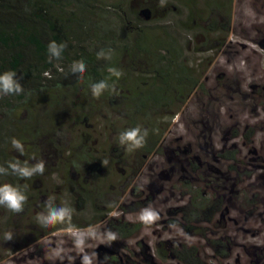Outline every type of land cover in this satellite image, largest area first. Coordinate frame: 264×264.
<instances>
[{"label":"rangeland","instance_id":"obj_1","mask_svg":"<svg viewBox=\"0 0 264 264\" xmlns=\"http://www.w3.org/2000/svg\"><path fill=\"white\" fill-rule=\"evenodd\" d=\"M99 1L104 7L119 2L127 14L142 4L152 6L154 20L147 26L168 27L202 89H194L182 103L154 118L161 137L143 154L141 147L121 143L130 121L124 113L131 97L126 84L123 92L112 87L98 98L91 87L72 91L65 86L57 114L63 151L46 159L43 174L37 175L41 183L35 186L47 196L43 204L49 205L52 198L50 204L69 209L71 220L44 225L38 219L46 215L41 212L44 206L21 218L0 210V223L6 226L0 232V264H83L84 254L91 264H104L101 249L116 250L105 227L113 218L141 224L137 234L121 243L134 248L139 259L153 256L156 242L173 240L197 246L204 264H264V0ZM126 61L120 60L118 70L128 86ZM130 75L131 80L137 78L136 73ZM40 102L39 95L32 96L33 114L43 111ZM247 131L252 132L251 143L243 140ZM78 145L101 169L76 175L63 167L65 148ZM231 152L234 160L229 159ZM80 180L86 195L96 188L102 200L84 197L80 205L75 203ZM134 188L137 195L131 198ZM191 199L202 200L206 222L189 232L168 225L173 209ZM146 208L160 217L151 225L139 219ZM201 232L220 239L223 247L217 251L225 255L208 248ZM7 233L12 239H5ZM78 235L83 237V251L76 245Z\"/></svg>","mask_w":264,"mask_h":264},{"label":"trees","instance_id":"obj_2","mask_svg":"<svg viewBox=\"0 0 264 264\" xmlns=\"http://www.w3.org/2000/svg\"><path fill=\"white\" fill-rule=\"evenodd\" d=\"M143 8L150 12L147 21L139 15ZM162 9L167 10L164 6ZM150 20H154V12L148 4H142L127 14L119 2L104 7L99 0H0V74L5 71L15 72L13 78L23 89L19 95L0 94V167L8 173H0V183L18 187L27 197L23 211L16 213L0 205L1 211L5 209L4 213L9 211L11 216L21 218L36 212L35 207L42 209L44 206L46 209L41 212L47 215L48 201L46 205L41 202L47 196L35 186L36 182L41 183L37 176L39 174L21 178L12 173L8 164L17 160L21 162V166L26 162L31 167L40 160L45 164L51 153L63 151V143L60 142L63 140V130L57 122V114L61 113L60 106L63 107L65 86L76 91L78 88L106 81L104 91L115 87L123 92V85L126 84L125 92L131 93L129 106L124 110L125 115L130 117L128 130L136 127L141 129L138 135L145 140L139 151L143 154L150 153L161 137L158 133L160 131L154 126V118L176 102L182 103L194 89H202V84L198 83L186 66L182 56L183 49L168 31V27L147 26ZM52 41H55L58 56L48 50ZM62 44L65 47L61 48ZM101 51L104 56L98 59L97 53ZM122 57L127 60V68L123 71L129 77L128 86L124 76L117 78L108 71L109 68L121 69ZM55 61L60 62L59 66L54 65ZM77 61H83L86 65L83 74L73 70V63ZM132 72L136 73V79L131 80ZM51 91L54 93L53 97ZM36 95L44 101L40 102V106H43L40 114H33L31 111L32 96ZM19 110H22L23 117L17 116ZM138 122L142 123V127ZM251 137V131L243 133L245 142L251 143ZM14 139L20 141L23 154L13 146ZM65 149L63 167L70 172L76 175L93 174L101 169L92 154L83 147L78 145L76 149ZM229 157L230 160L235 158L232 152ZM81 183L80 180L75 184V203L80 205L84 197L85 200L101 198L96 188H91V194L86 195ZM203 186H200V191ZM135 190L134 188L130 193L131 198L136 197ZM50 207L57 208L54 204H50ZM111 208L108 207L107 211ZM173 210L170 216L174 219L167 220L166 223L181 227L184 232L193 231L194 225L207 220L202 200L191 199L184 206ZM103 218L102 214L96 221ZM5 227L2 221L0 232ZM105 227L118 243L114 240L111 242L116 250L101 249L104 264H157L165 261L204 264L197 246L173 240L156 242L153 256L147 255L145 259H139L134 248L128 249L121 243L137 234L141 224L113 218L106 221ZM200 235L204 237V233L201 232ZM204 241L211 250L217 251L218 247H223L220 239L204 237ZM138 251L142 254L139 245ZM215 254L225 255L221 251Z\"/></svg>","mask_w":264,"mask_h":264},{"label":"clouds","instance_id":"obj_3","mask_svg":"<svg viewBox=\"0 0 264 264\" xmlns=\"http://www.w3.org/2000/svg\"><path fill=\"white\" fill-rule=\"evenodd\" d=\"M65 47L64 44L61 45V48ZM48 50L53 53V55L58 56L59 52L57 50V46L55 41H52L48 45ZM104 56V53L101 51L97 53V58H101ZM73 70L83 74L86 70V65L83 61H77L73 63ZM108 71L119 78L122 73L115 68H109ZM47 75V74H46ZM15 76V72L12 71H5L3 74H0V94L9 95V94H16L19 95L23 89H21L20 85L17 81L13 78ZM107 87L106 81H101L91 85L92 95L94 97H99L102 91ZM140 128H132L126 130L125 132L121 133V143L127 141L131 145L135 147H140L143 142V137L139 136ZM145 135L147 132L145 131ZM12 144L15 148L20 149V153L23 154V147L21 146L20 141L13 140ZM8 168L12 170V173L21 177V178H31L34 173L43 174L45 170V164L43 160L37 162L34 166H28L27 163H24V166H21V162L17 160L14 163H9ZM0 173H4L7 175L5 169L0 167ZM27 197L23 194V192L18 188L11 184H3L0 185V205L6 206L9 210L19 213L23 211L24 203L26 202ZM52 198H49V205H47V215L39 214L38 219L44 225H54L56 223H64L65 221L71 220V215L69 213V209L65 207L53 208L50 207V202ZM159 215L157 212L150 208H146L140 214L139 219L146 225H151L155 221L159 220ZM115 236L110 234L109 239H114ZM6 240L12 239L10 233L5 235ZM83 237L82 235H78L76 238V245L81 247L83 245ZM81 251L83 248L81 247ZM83 264H91L90 258L87 254L83 256Z\"/></svg>","mask_w":264,"mask_h":264},{"label":"water","instance_id":"obj_4","mask_svg":"<svg viewBox=\"0 0 264 264\" xmlns=\"http://www.w3.org/2000/svg\"><path fill=\"white\" fill-rule=\"evenodd\" d=\"M139 15L145 21H147L150 18V12H149V10L147 8L141 9L139 11Z\"/></svg>","mask_w":264,"mask_h":264}]
</instances>
